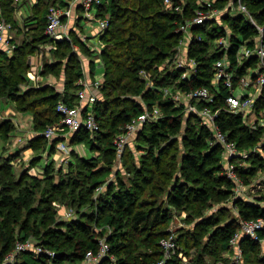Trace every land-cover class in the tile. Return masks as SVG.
Here are the masks:
<instances>
[{"label": "trees", "instance_id": "trees-1", "mask_svg": "<svg viewBox=\"0 0 264 264\" xmlns=\"http://www.w3.org/2000/svg\"><path fill=\"white\" fill-rule=\"evenodd\" d=\"M100 1L97 16L107 18L108 27L99 37L103 78L93 106L99 130L91 134L80 129L69 138L61 137L69 144H83L99 153L86 158L72 149L67 172H62L57 182L52 165L45 167L43 178L28 179L23 173L15 182L10 165L12 157L0 163V256L9 253L17 240L27 239L55 253L48 259L32 251L25 252L15 264H48L49 260L50 264H80L88 251L96 252L97 241L103 237L114 260L105 259L100 264H154L161 255L159 240L168 235L165 228L172 221L168 209L162 206L164 201L174 209L185 208L201 215L210 203L225 200L234 192V183L223 174L221 146L209 145L212 130L201 117L187 114L183 104L176 106L162 91L163 87L182 92L208 87L214 91L213 65L222 57L215 41L226 33L224 26L208 21L190 28L186 56L194 67L189 79L183 80L184 67L166 71L160 70L159 65L176 54L183 39V33L177 29L195 15L199 8L196 0H183L179 11L174 9L181 5L179 0L172 5H165L164 0ZM62 2L38 0L32 17L25 20L28 25L24 21L29 41L14 46L11 55L0 51V92L16 104L17 111L31 113L37 132L58 123L56 105L60 100L70 105L77 103V81L84 76V70L81 54L74 52L73 47L78 46L88 58L93 54L73 32L72 44L55 42V61L45 66V71L64 72V94L42 87L21 88V82L29 81L22 74L26 57L35 53L39 44L52 42L45 35L46 17L51 6L66 5ZM228 2L216 0L210 8L223 9ZM242 2L257 22L264 24V0ZM15 10L14 0H0V19L13 23ZM220 21L233 33L231 54L245 40L251 39L253 43L256 30L244 17L228 12ZM93 68L94 61L90 59L91 78ZM214 93L211 103L200 101L196 105H207L216 112V125L238 147L248 149L255 145L261 132L248 128L239 116L225 111L222 89ZM154 106L162 116L144 123L134 135V149L139 155L136 157L134 150L127 151L126 147L120 160L121 169H114L116 136L133 118ZM13 130L9 120L0 121V138H9ZM37 139L34 148H41L43 142L47 145L43 137ZM61 139L52 140L49 150H55ZM248 159L249 168L236 169L243 185L264 170V158L251 155ZM123 173L129 175L128 183ZM111 175L115 179L107 182ZM98 187L101 191L96 193ZM37 192L39 197L35 199ZM237 200L238 219L222 221L221 212L225 211H220L210 220L198 221L192 230L176 233L178 252L188 258V264L226 262L228 241L240 222L264 218V206ZM53 203L72 209L74 214L65 220L57 219L58 208ZM209 226L213 230L205 241L201 236ZM260 236L264 238V232ZM260 245L248 239L240 241L244 251L242 264H264V255L258 256ZM191 249H194L192 255L188 253ZM171 264L182 262L176 256Z\"/></svg>", "mask_w": 264, "mask_h": 264}, {"label": "built area", "instance_id": "built-area-1", "mask_svg": "<svg viewBox=\"0 0 264 264\" xmlns=\"http://www.w3.org/2000/svg\"><path fill=\"white\" fill-rule=\"evenodd\" d=\"M173 1L177 0H164V4L172 5ZM215 1L206 0L201 2L192 19L186 20L179 26L177 32L183 33V39L180 40L177 49L180 50L184 41L188 45L191 39L190 28L193 25H202L208 21H216L218 25L223 26L220 23L221 17L228 12L235 17H244L254 27L256 35L253 38V43H250L251 39H247L240 43L235 52L231 54V38L233 33L224 26L226 33L219 36L215 41V45L222 53V57L214 62L211 85L214 91L219 92L222 89L223 93H225V111L231 115L239 116L243 124L248 128L261 132L259 140L252 147L242 149L235 142L228 139L227 135L216 125L217 113L211 111L207 105L202 107L196 105L200 101H204L205 103L213 101L215 93L208 87L190 89L186 92L179 90L172 91L169 87H163L162 91L166 96L171 98L176 106L183 104L187 114L193 113L201 117L204 123L209 126L212 130L209 145L221 146L222 148L224 176L234 183V192H243L245 191V185H243L238 177L236 169L243 168L245 170L246 166H248L247 159L251 155L264 158V24L257 22L242 0H229L225 8L211 9L210 4ZM73 2L77 3L85 11L86 15L93 11L95 12L93 14L97 17V6L100 5V0H73ZM71 6L72 1L64 7L51 6L47 13L45 35L50 37L54 43L58 41L71 42L69 36L64 35L67 27L65 20L71 17ZM174 9L179 11L181 5L177 4ZM107 27L108 19H100L98 34H104ZM8 29V23L0 19V38L3 32ZM52 42L49 44V48L53 47ZM173 60L176 61L177 59L174 58ZM193 67L194 63L192 62L189 73L185 68L181 76L183 80L189 79ZM146 77L148 78V75ZM102 78L103 74L97 78L89 79V81L83 77L77 81L79 85V89L75 93L77 103L70 105L62 100L57 103L56 110L60 115V120L58 123L47 126L44 129L43 133L46 138L52 139L56 135L67 138V134H72L80 129H85L91 134L99 130L93 106L97 101ZM149 86L152 87L151 81H149ZM161 116L159 108L154 106L151 109L146 108L143 113L133 118L125 129L117 135L116 141L118 142L115 146L119 151L118 154L121 155L123 147L126 144L125 142L135 135L144 123L153 121ZM56 150L58 153L65 154L69 151L64 141L58 142ZM100 191L101 187H98L96 193ZM73 214L72 209H68L65 211V218L71 217ZM262 232H264V218L241 221L239 230L228 241L229 251L226 252L228 264H242L244 251L240 246V241L248 239L262 245L264 243V238L260 236ZM97 246L96 252L88 251L80 264H100L105 259L114 260V257L109 253L106 238H99ZM159 246L160 259L154 264H171V260L176 256L181 259L182 264L189 263L187 257L178 252L176 234L173 230H169L168 235L159 240ZM29 251L34 252L36 255H44L48 259L55 256L54 251L43 247L32 239L17 240L14 248L9 253L0 256V264H15L17 258L22 253ZM50 263L49 260L48 264Z\"/></svg>", "mask_w": 264, "mask_h": 264}, {"label": "rangeland", "instance_id": "rangeland-1", "mask_svg": "<svg viewBox=\"0 0 264 264\" xmlns=\"http://www.w3.org/2000/svg\"><path fill=\"white\" fill-rule=\"evenodd\" d=\"M38 0H14L16 10H19L20 6L24 4L26 6V3L31 5L32 3L35 4ZM58 2L64 0H56ZM181 1V6L184 5L183 0ZM206 1V0H196L197 5H199L201 2ZM62 2V3H63ZM68 4L64 5L67 6ZM62 6V7H64ZM235 6V5H234ZM31 7V6H30ZM53 7H61V6H55ZM15 10V13H16ZM31 10V9H30ZM77 11V9H76ZM34 12V11H33ZM33 12H31L30 15L27 17L22 18L21 24H17L18 21L15 19L14 16V21L8 22L9 29H8V35H11L12 38L9 39L8 37V42H9V48L6 51L7 55H10L14 52L13 46H19L21 45L25 40L29 41V35H26L27 27H25L24 21L27 20L26 18L32 17ZM14 13V15H15ZM78 13V12H76ZM99 22H100V17L97 16L95 17ZM94 17H89L88 15L83 16V19L77 20V27H72L69 28L68 26L66 27V32H64V35H68L69 38L71 39L70 44H72V33L74 32L75 37H77L80 41H85L83 40L84 36H92L93 31L98 27L97 25L94 24L93 22L95 20ZM82 21V24L80 23ZM26 22V21H25ZM98 22V25H99ZM221 24H223L220 21ZM28 25V22H26ZM223 26H225L223 24ZM226 27V26H225ZM227 28V27H226ZM83 35V37H82ZM49 40H51L50 37H48ZM86 40L89 41V44L92 46H95L96 39L94 38H86ZM53 41V40H52ZM59 42V41H58ZM68 42V41H67ZM84 43V42H83ZM99 45L95 46L98 48H101L102 44L100 41H98ZM50 42L46 43H41L38 45V49L35 53L29 54L26 57V65L27 67L22 68V74L27 77L29 81H23L21 82V88L24 89L25 87H42V88H48V90L51 92H57V93H62L64 94V88L66 87V80H65V75L64 72L59 71H45V66L46 63H54L55 58H54V53L53 50L55 49V43L52 42V48L50 47ZM186 41L183 42V45L181 46L180 50L177 49L176 54L173 56L172 59H168L165 62H163L161 65H159V69L163 70L165 69L166 71H171L173 68H179V67H184L187 69V72H190L192 62L187 59L186 56ZM73 46V45H72ZM74 52H80L81 58L82 56H86L85 59H82V67L84 72H87V55L82 51H80V48L75 46ZM83 53V54H82ZM177 59L176 61L173 59ZM94 77H99L100 74L103 73V68L100 66L98 61L95 60V65L94 68L92 69ZM35 76V77H34ZM49 91L46 93L48 94ZM71 93V90H69ZM172 91H174L172 89ZM3 120H9L11 123L14 125V130L11 134V136L7 139H2L0 138V163L5 158L12 157L10 160V165L12 167V178L14 179L15 182H17L20 178V176L23 173H26V176L28 179L33 178V177H38V178H43L44 177V169L47 166L52 165L53 167V175H54V181L57 182L60 178V176L63 173L67 172V167L68 163L72 158V154L70 155V152L72 149H75V153L82 155L83 157H90V156H97L99 152H92L89 150L85 145L83 144H69V142L64 141V139H61L60 136H53L52 139L46 138L44 136V131L42 133L37 132L32 124V115L31 113L28 112H20L17 111L16 104L9 99L7 96L2 94L0 92V121ZM39 137H43L46 139L47 145L45 146V143H42L41 148H34V144L38 142ZM67 137H71V133L67 134ZM117 138V136H116ZM55 139H61L64 141L66 146L68 147L69 151L68 153H58L57 150H49V144L52 140ZM59 140L58 142H60ZM19 142V143H18ZM118 141H115L114 144H116ZM126 144L123 147V151L121 152V155H119V151L116 149V162L113 168L115 169H121L120 165V160L122 158V155L124 153L125 148L127 147V151L134 150V155L137 157L139 155L138 152L135 151L134 146L136 145L135 142V136H131L129 140L125 142ZM58 144V143H57ZM56 144V145H57ZM18 147V148H17ZM44 148V150H43ZM116 148V146H115ZM11 149V150H10ZM182 146L180 145V151L182 152ZM15 152V153H14ZM179 152V151H178ZM247 165L246 169L251 165V162L249 159H247ZM123 169V168H122ZM124 174V173H123ZM129 175L124 174L123 179L125 182L128 183V178ZM115 179L114 175H111L108 179L107 182ZM27 181V180H26ZM28 180L27 182H29ZM245 191L243 192H233L229 196V198L225 200H220L217 202H212L210 203L202 212L201 215H194L191 211L186 210L185 208L183 209H174L170 205L164 201L162 206L166 209H168L170 215H171V223L167 225L165 228L167 231L173 230L174 233H180V231L184 230H192L194 226L197 224L198 221L202 219H212L215 216H218L220 214V211H225L224 214L221 212L222 216L221 219L222 221H225L227 219H238V213H237V199L245 200L247 202H254L256 204L264 206V170L257 175L255 174L254 176L251 177L250 183L245 185ZM99 193V192H98ZM39 197V192L35 194V199ZM96 197V196H95ZM55 207L58 208L57 211V219L59 220H65V211L68 210L69 208L62 206L61 204L58 203H53ZM189 219L187 221L186 219ZM205 233L201 238L203 240H208V233L213 230V227L209 226L206 228ZM239 230V229H238ZM237 230V231H238ZM177 235V234H176ZM33 240V239H32ZM199 251H201V248H199ZM190 255L194 253V249H191L188 251ZM257 256V253L255 254ZM261 255H264V250L262 248V245H260V251L258 250V256L261 257ZM227 257V253H225V258ZM188 259V258H187ZM17 260L20 262L22 258L19 256ZM221 264H228V259L226 258V262H218ZM217 264V263H216ZM247 264V263H245ZM249 264V263H248Z\"/></svg>", "mask_w": 264, "mask_h": 264}, {"label": "crops", "instance_id": "crops-1", "mask_svg": "<svg viewBox=\"0 0 264 264\" xmlns=\"http://www.w3.org/2000/svg\"><path fill=\"white\" fill-rule=\"evenodd\" d=\"M71 1H72V6H71V8H72V12H71V17L70 18H68V19H66L65 21H66V25L69 27V28H74V27H77L76 26V24H77V20L79 19V20H81V18L83 19V16H85L86 14H85V11H83V9L77 4V3H75V2H73V0H64V2L66 3V4H70L71 3ZM31 6V7H30ZM33 6H34V4L32 3L31 5H29L28 3H26V6L24 5V4H22L19 8V10H16V13H15V19L18 21V25L19 24H21V20H22V18H24V17H27L28 15H30L31 14V12H33ZM31 9V10H30ZM76 9H77V11H76ZM76 12H78V13H76ZM92 13V14H91ZM90 14H88V16L89 17H94L95 18V15L93 14V13H95V12H91ZM98 20L95 18V20H94V22L92 23L93 24V26H94V24L95 25H97L98 26ZM81 24H82V21L80 22ZM94 28H95V26H94ZM75 32V31H74ZM93 34L94 35H92L91 37L90 36H84V38H83V40H85V41H83L84 42V44L87 46V47H89L90 49H92V58H88L87 57V61H88V63H87V72H84V76H83V78L85 79V80H88L89 81V79H93V78H95L94 77V75H93V78H91L90 76H89V72H90V69H89V63H90V59H92L93 61H94V65H95V60L96 61H98V63L100 64V66L103 68V64H102V61H101V57H100V48H98V47H95V46H98L99 45V43H98V41H100V39H99V37H100V35L98 34V27L95 29V31H93ZM8 37H9V39H11L12 38V36L11 35H8V30H6V31H4L3 32V34H2V36H1V38H0V51H7L8 50V48H9V42H8ZM82 37H83V35H82ZM86 38H94V39H96V45L95 46H92V45H90L89 44V41L88 40H86ZM7 41V42H6ZM78 47V46H77ZM11 55V54H10ZM86 58V56H82V59H85ZM103 74V73H102ZM101 75V74H100ZM262 248H263V250H264V243H262ZM245 264V263H244Z\"/></svg>", "mask_w": 264, "mask_h": 264}, {"label": "bare ground", "instance_id": "bare-ground-1", "mask_svg": "<svg viewBox=\"0 0 264 264\" xmlns=\"http://www.w3.org/2000/svg\"><path fill=\"white\" fill-rule=\"evenodd\" d=\"M2 121V120H1ZM19 143V142H18ZM18 148V147H17ZM11 150V149H10ZM15 153V152H14Z\"/></svg>", "mask_w": 264, "mask_h": 264}]
</instances>
